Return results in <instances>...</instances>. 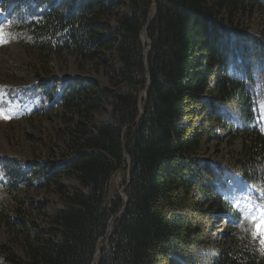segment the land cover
I'll use <instances>...</instances> for the list:
<instances>
[{"label": "trees", "instance_id": "1", "mask_svg": "<svg viewBox=\"0 0 264 264\" xmlns=\"http://www.w3.org/2000/svg\"><path fill=\"white\" fill-rule=\"evenodd\" d=\"M1 6L36 62L67 53L80 66L78 75L56 76L41 64L27 88L40 112L58 114L61 126L44 141L47 157L0 164L13 181L57 201L35 202L36 214L0 213L17 240V251L0 243L3 264H92L110 218L121 211L97 264H264L222 192L228 171L253 199L264 197V132L254 125L264 101V0ZM253 13L261 16L259 32L242 20ZM86 66L102 69L105 79L83 75ZM106 111L109 119L98 120ZM209 144L216 152L223 144L222 164L205 159ZM121 169L126 202L111 186ZM218 220L226 222L220 232Z\"/></svg>", "mask_w": 264, "mask_h": 264}, {"label": "rangeland", "instance_id": "2", "mask_svg": "<svg viewBox=\"0 0 264 264\" xmlns=\"http://www.w3.org/2000/svg\"><path fill=\"white\" fill-rule=\"evenodd\" d=\"M259 17L261 18V16L258 15L257 17L253 13L248 15L249 20H245V18L242 20L250 24L253 31L259 32V25H262ZM21 38L20 35L15 36L12 34V30L8 25L0 24V160L3 158L13 161L38 160L47 157L48 148L43 144L50 138L49 134L53 135L54 129L61 126L58 114L39 112L37 109L39 100L33 96L32 92L25 90L27 85L35 82L36 73L34 72L40 71L41 64L44 67L49 65L52 74L56 76L64 74L78 75L80 73V66L73 56L67 53H62L59 56L49 54L50 63L47 65H45V62H36L39 60L37 55L24 46ZM42 59L44 61L45 58ZM103 73L102 69L95 72L90 66L84 67L82 72L83 75L88 77H99L104 80ZM22 97L29 98L22 102ZM261 106H263V103H260L258 108L261 109ZM97 118L98 120H108V111L98 114ZM209 147L211 148L205 159L214 164H222L221 155L224 150H221V148L223 144L218 146L217 152L212 150L213 144H209ZM6 168L3 164H0L1 214H10L12 208L25 209L36 214L37 209L33 208L35 202L41 204L53 198L43 188L14 182L11 179L12 176L4 174L3 170ZM125 174V169H123L114 176L111 184L113 190H121L122 179ZM6 176L10 178L11 184L6 181ZM224 180L226 184L225 199H229L233 203L234 208L240 214V221L244 222L245 230L255 240L259 251L264 253V216L261 215V212L252 213L251 207L254 206V203L244 187L245 183L239 176L230 175L226 171ZM53 199L57 201L56 198ZM46 210L48 211L49 208H46ZM215 224L218 229L217 232H220L226 226V222L223 220H218ZM1 242L10 243L16 247L17 251L16 237L10 233L8 227L0 218ZM104 245L105 242L102 247ZM0 264L3 263L0 261Z\"/></svg>", "mask_w": 264, "mask_h": 264}, {"label": "water", "instance_id": "3", "mask_svg": "<svg viewBox=\"0 0 264 264\" xmlns=\"http://www.w3.org/2000/svg\"><path fill=\"white\" fill-rule=\"evenodd\" d=\"M146 27H147V23H146V25L143 27L142 34H141V39H142V43H143L144 51H145V57H146L147 50H148V46H147V45H148V39H147V37H146ZM143 97H144V100H146V87H145V89H144V91H143ZM141 110H142V109H141ZM127 157H128L127 153L124 152V162H123L122 168H125V167L127 166V163H128V162L126 161V159H128ZM118 172H119V170L116 171L115 174H117ZM123 199H124V202H126V198H123ZM123 208H124V206H123ZM121 212H122V211H121ZM121 212L116 213L115 215H113V216L110 218V220H109V222H108V226H109L110 221H111V220H114V218H115L116 216H119V214H120ZM108 226H107V232H106V234H105L106 236H108V235L110 234L111 230H112V228L109 229ZM99 257H100V254H96V253H95L94 258H93V261H92V264H97V263H98V260H99Z\"/></svg>", "mask_w": 264, "mask_h": 264}, {"label": "bare ground", "instance_id": "4", "mask_svg": "<svg viewBox=\"0 0 264 264\" xmlns=\"http://www.w3.org/2000/svg\"><path fill=\"white\" fill-rule=\"evenodd\" d=\"M120 194H121V196L123 197V194L120 192ZM113 224H114V220H111L110 221V223H109V226H108V228L109 229H111L112 227H113ZM106 238H107V236L105 235L103 238H101L99 241L100 242H98L99 244H98V250L96 251V254H100V249H101V247H102V245H103V243L106 241Z\"/></svg>", "mask_w": 264, "mask_h": 264}]
</instances>
